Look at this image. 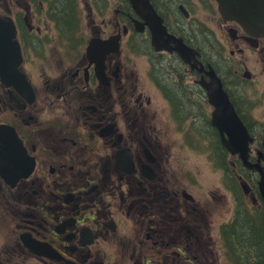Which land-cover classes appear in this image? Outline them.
Returning <instances> with one entry per match:
<instances>
[{"label":"flooded vegetation","instance_id":"af4514ba","mask_svg":"<svg viewBox=\"0 0 264 264\" xmlns=\"http://www.w3.org/2000/svg\"><path fill=\"white\" fill-rule=\"evenodd\" d=\"M0 16L22 55L0 75V264H236V217L264 228V32L217 0H0ZM218 115L240 120L245 159Z\"/></svg>","mask_w":264,"mask_h":264},{"label":"water","instance_id":"95a60500","mask_svg":"<svg viewBox=\"0 0 264 264\" xmlns=\"http://www.w3.org/2000/svg\"><path fill=\"white\" fill-rule=\"evenodd\" d=\"M221 14L227 19H233L241 23L243 26L251 28L255 31L264 32V0H217ZM17 26L11 16H0V75L6 79L13 80L18 76V65L22 60L21 48L16 40ZM13 78V79H12ZM22 85L30 87L28 79L21 75ZM13 83V82H12ZM16 87H19L18 84ZM219 84V92H223ZM220 114V108H217ZM230 116V115H229ZM229 120L231 124L230 130L227 127H222L217 116L215 124L229 131L233 138L227 142L228 148L234 153H240V156L245 159L247 153L248 135L243 131V125L236 115ZM220 124V125H219ZM246 134V135H245ZM246 136V137H245ZM245 164L252 166L253 164L245 161ZM255 167L260 173L259 187L263 199V215H264V167L255 164ZM3 164L0 162V171L3 173ZM264 221V218H263Z\"/></svg>","mask_w":264,"mask_h":264},{"label":"trees","instance_id":"16d2710c","mask_svg":"<svg viewBox=\"0 0 264 264\" xmlns=\"http://www.w3.org/2000/svg\"><path fill=\"white\" fill-rule=\"evenodd\" d=\"M242 216L243 212L236 217L234 233L227 235L232 259L236 264H264V228L261 213L251 210L247 226L241 224L244 220Z\"/></svg>","mask_w":264,"mask_h":264},{"label":"rangeland","instance_id":"374dc122","mask_svg":"<svg viewBox=\"0 0 264 264\" xmlns=\"http://www.w3.org/2000/svg\"><path fill=\"white\" fill-rule=\"evenodd\" d=\"M204 170L206 171V174L205 175L203 174V176H204V180H203L204 183H206V184L212 183L214 181V178H216L215 175H213V174L211 175V173L206 169V166H204ZM205 181H207V182H205ZM216 184L220 185L221 182L218 181V183H216Z\"/></svg>","mask_w":264,"mask_h":264}]
</instances>
